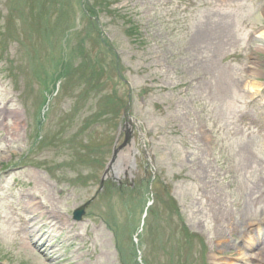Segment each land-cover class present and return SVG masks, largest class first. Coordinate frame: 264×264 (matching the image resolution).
<instances>
[{"label":"rangeland","instance_id":"374dc122","mask_svg":"<svg viewBox=\"0 0 264 264\" xmlns=\"http://www.w3.org/2000/svg\"><path fill=\"white\" fill-rule=\"evenodd\" d=\"M85 1L100 2L97 20L91 14L82 17L84 0H0V264H134L132 239L148 197L156 201L139 239L143 259L228 264L227 257L239 256L246 227L264 221V131L257 129L246 143L229 135L227 149L234 158L229 168L238 182L233 192L210 191V150L220 136L209 135L204 108L215 105L217 114H235L244 109L238 104L256 97L246 87L252 80L264 86V37L251 35L264 25V2ZM132 24L140 37L127 34ZM196 75L203 77L195 81ZM90 86L97 87L91 91ZM49 88L48 109L42 93ZM129 92V110L149 138L150 177L157 178L152 193L145 187L143 156H138L144 143L123 119ZM122 100L124 108L114 106ZM253 108L257 117L264 114L261 104ZM44 112L40 133H47L48 145L35 148L33 124ZM237 143L241 160L234 154ZM121 185L130 189L114 188ZM200 185L206 192H199ZM172 186L181 222L200 240L175 232L179 219L168 204ZM124 191L135 194L130 206ZM28 194L40 196L49 210L72 222L70 235L82 234L61 246L60 259L25 246L33 223L41 227L42 221L29 219ZM83 204L88 221L80 225L71 216Z\"/></svg>","mask_w":264,"mask_h":264},{"label":"bare ground","instance_id":"6f19581e","mask_svg":"<svg viewBox=\"0 0 264 264\" xmlns=\"http://www.w3.org/2000/svg\"><path fill=\"white\" fill-rule=\"evenodd\" d=\"M259 16H261V14L260 15H258L257 17H259ZM205 36V34H204V32H201L200 34H199V36H198V39H203V38H205L204 37ZM262 38V37H264V32L263 33H261L260 35H259V38ZM258 46H259V44H258ZM254 70V69H253ZM252 73V71L250 72V74ZM254 75V74H253ZM256 84V81L255 80H252L251 82H250V85L251 86H249V88L250 89H252V88H255V86H252V85H255ZM258 86H256V88H257ZM125 166V168H124V171L126 170V164L124 165ZM33 200V199H32ZM36 203H34L33 205H35ZM67 223V221H62L61 223H60V225H63V224H66ZM59 225V226H60ZM57 229H58V226L57 227H55L54 228V230H56L57 231ZM28 244H29V242H27ZM33 244H36V245H38V242H35V243H33ZM39 246H45V244H41V245H39ZM264 255V250H263V252L260 254V256H263ZM259 256V257H260Z\"/></svg>","mask_w":264,"mask_h":264}]
</instances>
